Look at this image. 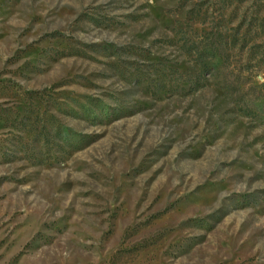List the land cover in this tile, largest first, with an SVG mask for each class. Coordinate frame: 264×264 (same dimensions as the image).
<instances>
[{
	"label": "rangeland",
	"instance_id": "1",
	"mask_svg": "<svg viewBox=\"0 0 264 264\" xmlns=\"http://www.w3.org/2000/svg\"><path fill=\"white\" fill-rule=\"evenodd\" d=\"M256 86L264 0H0V264H264Z\"/></svg>",
	"mask_w": 264,
	"mask_h": 264
},
{
	"label": "trees",
	"instance_id": "2",
	"mask_svg": "<svg viewBox=\"0 0 264 264\" xmlns=\"http://www.w3.org/2000/svg\"><path fill=\"white\" fill-rule=\"evenodd\" d=\"M210 35L214 36L213 32L208 33L204 39H202L199 43H197V46L195 47V53L198 55L199 58H203V61L201 63L202 69L206 71L211 64L209 60H206L204 58L208 57L210 59L218 57L220 58V61L218 64L223 63V52L220 50V44L222 40H217L216 37H209ZM217 54V55H216ZM219 54V55H218ZM225 60V59H224ZM216 67V66H215ZM224 67V66H223ZM241 70L238 71L234 76L237 78L235 81H229L231 73H227L225 76V84L223 86V90L225 94L232 93L233 97H235L234 94H238L240 91L242 92V87L246 86V79L242 78V72ZM252 91V93L248 91ZM235 101L239 105L240 112L243 113L246 117H253L256 114V110L254 109V105L257 104V106L262 107L264 105V94L263 90L260 89V86L251 87L245 93H243L241 96H237L235 98Z\"/></svg>",
	"mask_w": 264,
	"mask_h": 264
}]
</instances>
